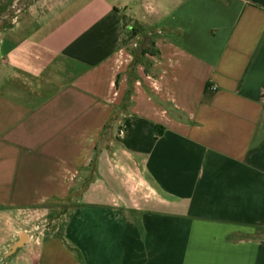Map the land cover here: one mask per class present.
<instances>
[{"label": "crops", "instance_id": "crops-1", "mask_svg": "<svg viewBox=\"0 0 264 264\" xmlns=\"http://www.w3.org/2000/svg\"><path fill=\"white\" fill-rule=\"evenodd\" d=\"M53 4L0 39V264H264V0Z\"/></svg>", "mask_w": 264, "mask_h": 264}, {"label": "rangeland", "instance_id": "rangeland-1", "mask_svg": "<svg viewBox=\"0 0 264 264\" xmlns=\"http://www.w3.org/2000/svg\"><path fill=\"white\" fill-rule=\"evenodd\" d=\"M5 0L0 3V39H18L34 30L57 0ZM40 3V4H39ZM142 44V43H141ZM138 45L136 48H141ZM45 224V222H44Z\"/></svg>", "mask_w": 264, "mask_h": 264}, {"label": "trees", "instance_id": "trees-1", "mask_svg": "<svg viewBox=\"0 0 264 264\" xmlns=\"http://www.w3.org/2000/svg\"><path fill=\"white\" fill-rule=\"evenodd\" d=\"M132 54L135 58V62L133 64V66H135L138 63H146V56L150 55V56H157L159 55L158 51L155 49V43L150 44L147 48L141 47V48H136L134 50H132ZM148 70V69H147ZM130 95L128 94V96L125 98V101L123 103V107H127L128 106V99H129ZM258 229L260 227H257Z\"/></svg>", "mask_w": 264, "mask_h": 264}, {"label": "water", "instance_id": "water-1", "mask_svg": "<svg viewBox=\"0 0 264 264\" xmlns=\"http://www.w3.org/2000/svg\"><path fill=\"white\" fill-rule=\"evenodd\" d=\"M27 237V234H22L21 237H19V241L12 246L11 251L8 255L15 254L18 249L22 248L27 242Z\"/></svg>", "mask_w": 264, "mask_h": 264}, {"label": "built area", "instance_id": "built-area-1", "mask_svg": "<svg viewBox=\"0 0 264 264\" xmlns=\"http://www.w3.org/2000/svg\"><path fill=\"white\" fill-rule=\"evenodd\" d=\"M215 90V88H213Z\"/></svg>", "mask_w": 264, "mask_h": 264}]
</instances>
